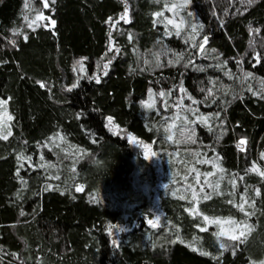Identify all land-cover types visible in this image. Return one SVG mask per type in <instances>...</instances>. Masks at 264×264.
<instances>
[{"label":"trees","instance_id":"trees-1","mask_svg":"<svg viewBox=\"0 0 264 264\" xmlns=\"http://www.w3.org/2000/svg\"><path fill=\"white\" fill-rule=\"evenodd\" d=\"M128 5L131 23L121 21L112 33L120 54L108 75L102 76L97 66L113 56L108 52L110 25L105 21L123 13L122 0H56L51 11L34 0V7L56 21L54 29L35 32L23 19L24 0H0V98H11L8 111L14 116L13 135L0 141V264H260L264 261V180L246 169L252 161L264 168L260 159L264 99L253 95L264 88V59L257 63L253 58L255 52L264 55V0L250 7L244 0H192L188 11L195 19L185 12L180 15L203 25L195 43L207 35L206 53L198 52L191 41L185 43L190 29L176 37L166 35L163 25L154 26L153 13L162 10V4L128 0ZM252 28L260 29L258 36L250 34ZM14 30L27 34L28 40L13 35ZM9 41H15L16 47ZM173 53L184 57L175 66L169 64L175 59ZM157 56L163 67L157 66ZM85 57L88 75H101V82L81 79L78 88L66 91L78 78L73 67ZM189 59L195 63L186 68ZM181 84L204 101L192 105L199 113L220 112L222 138L217 140L222 131L216 127L219 121H212L215 131L209 132L199 123L185 126L181 119L172 130L181 143L165 139L164 128L178 109L164 108L157 97L156 110L149 112L141 101L149 98V89L159 93ZM209 88L216 98L211 107L205 106L213 99L205 100ZM181 95L173 91L168 104ZM183 103L187 106L191 101ZM181 115L194 119L190 112ZM109 116L121 129L150 144L157 155L145 159L142 148L109 131ZM189 129L195 130V144L187 139ZM57 133L64 138L57 141L58 147L48 140ZM240 138L247 139L246 153L236 146ZM209 145L222 157L226 172L220 190L225 195L202 201L199 208L205 215L246 219L226 201H239L245 187L249 196L254 195L253 188L262 193L256 214L248 220L254 230L235 255L229 249L219 261L200 254L201 249L212 256L220 254L213 235L216 227L199 232V218L194 220L185 211L191 207L188 200L178 198L186 194L184 177L192 179L190 167L202 173L213 171L210 164L195 163L197 152L213 157ZM19 153L31 156L34 165H44L31 169L25 164L20 176L26 185L15 174ZM234 175H243L244 181L237 180L236 196L230 197L228 181ZM46 186L59 190L46 191ZM78 186H83L82 191H76ZM156 217L161 226L153 229L147 221ZM121 228L125 231H118Z\"/></svg>","mask_w":264,"mask_h":264},{"label":"snow or ice","instance_id":"snow-or-ice-1","mask_svg":"<svg viewBox=\"0 0 264 264\" xmlns=\"http://www.w3.org/2000/svg\"><path fill=\"white\" fill-rule=\"evenodd\" d=\"M157 4H162V10L154 12L153 13V24L155 25H163L165 29L166 35H175L176 37H181L182 33L186 32V29H190V32L187 33V39H185V43L192 42L191 46L197 48L198 52L200 53H206L208 50L206 48V45L208 43L209 37L207 35H204L200 39V43L197 45L195 43L199 32L203 30V25H198L195 23H192L191 20L186 19V17H191L193 20L195 19L193 13L191 11H188L190 6L192 5V0H155ZM260 0H244V3L247 6H252L255 3H259ZM39 3L42 5L43 10L51 11L52 5L56 3V0H39ZM122 3L124 4V10L123 13L118 17L113 19L112 17H109L107 21H105L106 24L110 25V31L108 33V52L113 53V56L108 57L106 62H104L102 65L97 66V72H101L102 69V76L108 75V69L109 66L112 64L113 59L116 55L120 54V48L116 45L115 39L113 37V32L118 31L117 26L123 21L125 24L131 23L130 18V11H129V5L128 0H122ZM24 8L26 10V15H24L23 19L26 23V27L30 29L31 31L35 32L39 28H45L47 30H51L55 28L56 21L52 19L50 15L46 16L44 14V11L40 8L34 7V0H24ZM165 12L171 13L170 16H166ZM185 12V16H181L180 13ZM47 22V23H45ZM260 33L259 28H252L250 34L253 35V37L258 36ZM55 34V33H53ZM13 35L19 36L23 35V39L25 41L28 40V35L21 33L19 30H14ZM128 39L131 42L133 40V36L131 33L128 34ZM9 43L12 44L13 47H16L15 41H9ZM253 50H254V44H253ZM212 52H215V49H211ZM107 55V54H105ZM173 56L175 59L170 60L169 64L171 66H175L178 64L181 60H183V53H173ZM257 63H259L262 59H264V55H262L259 52H255V55L253 57ZM87 60V58H81L76 62V65L73 67V71L77 72L78 78L77 80L69 87L66 88V91L71 92L73 89L78 88L80 86L79 81L81 79H89L94 80L96 83L101 82L102 76L99 74H92L91 76L88 75L87 69L85 68L84 62ZM194 60L189 59L187 63H185L184 67H188L189 65L194 66ZM237 63H242V61H237ZM157 66L163 67V65L159 64V58L157 56ZM202 71L203 69H197ZM231 75V73H229ZM246 78L251 79L253 78L251 74H246ZM40 84V87L47 88L48 85L43 82H38ZM264 83V81H262ZM213 87H215V84L213 83ZM251 91V87L248 89ZM173 91H178L182 93L181 96H179L173 105L168 104V99L172 97ZM201 91H205V89H201ZM227 94V93H225ZM253 95H257L259 98L264 99V88L257 90L256 92H253ZM159 97L160 101L163 102V107H175L178 109L174 117H172V123L167 124V126L164 128V131L168 133L165 137V139L169 142H174L176 144H180V140H176L174 138V133L172 132L173 128L176 127V120H183V123L185 126H187L190 123H199L201 126L206 127L209 132H214L215 128L213 127L212 121L216 120L219 121V124L216 125V127L220 128L222 131L217 136V140L222 138L223 135V126L224 121L221 119L220 112H213L210 114H204L199 113V108H193L192 105H199L204 104L203 100H197L195 99L188 91L183 87L181 84L178 88H173L168 91H160L159 93H154L151 89H149V98L145 101H141V106L145 108L147 111L152 112L156 110V98ZM209 97H213L211 102L209 104H206L205 106L211 107L212 104H215L216 98L214 97L213 90L211 88L206 90V96L205 100H207ZM11 98H0V141H8L9 138L13 135L12 128L14 127L13 121L14 116L8 111V105ZM184 99H187L191 101L190 105H184L183 101ZM190 112L192 113L194 119L192 121H189L187 116H182L181 112ZM199 113V114H198ZM166 120L168 118H165ZM107 124L109 127V131L113 132L114 135H121L123 134L127 141L130 144H133L139 148H142L144 150V156L145 159H149L151 157H154L157 155L156 152L152 151V146L150 144H147L143 142L142 140L138 139L136 136L126 132L125 130L121 129L119 125H117L113 118L111 116L107 117ZM189 135L187 139L195 144L197 141L193 139L192 137L195 136V130L189 129ZM183 134V133H182ZM63 137L60 136L59 133L56 134L55 137H49V142L53 145L58 147L59 144L57 141H63ZM237 148L240 152L246 153L247 152V139L246 138H240L237 142ZM41 147H49L48 144H43ZM209 150L213 151L214 155L211 158L207 157V153L203 154V157L201 156V153H195L197 164H210L213 168V171L209 172H200L198 168L195 166H192L188 169L189 174H191L192 179L189 181L188 176L184 177V188L186 194H181L178 198L181 200H188V203L191 205L190 208H186L185 211L192 216V218L195 220L199 218L200 223L196 225L199 232H208L209 226H215L217 231L213 233V235L217 238V243L219 244L220 254L218 256H212L211 253H208L206 251L200 250V254L204 256H211L212 259L219 261L220 257L223 256L224 252L231 249V252L233 255L236 254L239 245L244 244L248 236L252 233L254 230V226L252 224L248 223V220L251 219L252 216L256 214V206H257V198L261 197V189L260 188H253L252 192L254 193L253 196H249L248 192L249 189L245 187L244 191L239 194V201H236L235 199H228L226 203L230 204L232 207L237 208L240 213L243 214V216L246 219L243 220H236L232 217L227 218H221V217H209L208 215H205L199 208V205L202 201H208L213 198V196H223L225 195L224 192L220 190V183L225 179L224 173L226 170L221 166L220 161L222 160V157L215 153V148L212 145L208 146ZM51 150V148H49ZM16 159L18 161V167L16 171V176L20 179V182L22 184L27 183L23 179V177L20 176V171L25 168V164L28 165V168L35 169L37 167L44 166L41 165H34L32 163V157L31 156H25L23 153H19L16 156ZM40 161H44L45 157L44 155L39 156ZM260 159L264 160V152L260 154ZM48 167H52V165H47ZM75 171V169H73ZM247 172L254 173L255 175L259 176L262 180H264V168L260 166L258 162L252 161L250 163V167L246 169ZM219 173V175H217ZM216 176L215 180H211L210 177ZM53 178V177H50ZM55 179H59V176H55ZM237 180L240 182L244 181V176H232L231 179H229V183L232 186V191L228 193L230 197H235L238 189V183ZM167 187V185H165ZM83 186H78L76 188V191H82ZM46 191H52V190H59L56 186H46ZM175 195V193H173ZM21 215H24L22 212ZM148 225L153 228L157 229L160 225V218L156 217L155 219H149L147 221ZM115 227V226H113ZM109 235H112V228H109ZM118 231H125V229L121 228L118 229ZM179 229L177 228V232ZM178 238V237H177ZM224 240H227L231 243L226 244ZM173 241H169V243H172ZM114 246L117 245V241H112ZM197 249L193 248V251H196ZM15 255V254H13ZM251 264H256L255 261H251ZM260 264H264V261H261Z\"/></svg>","mask_w":264,"mask_h":264}]
</instances>
